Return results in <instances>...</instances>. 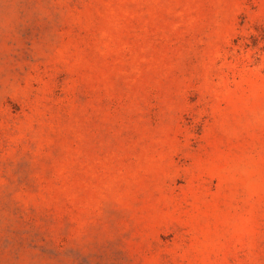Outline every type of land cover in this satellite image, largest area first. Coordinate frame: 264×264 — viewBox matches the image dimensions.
<instances>
[{
    "label": "rangeland",
    "instance_id": "1",
    "mask_svg": "<svg viewBox=\"0 0 264 264\" xmlns=\"http://www.w3.org/2000/svg\"><path fill=\"white\" fill-rule=\"evenodd\" d=\"M0 264H264V0H0Z\"/></svg>",
    "mask_w": 264,
    "mask_h": 264
}]
</instances>
